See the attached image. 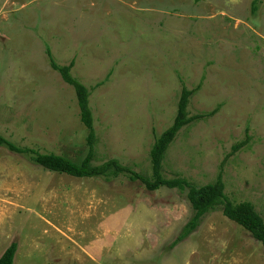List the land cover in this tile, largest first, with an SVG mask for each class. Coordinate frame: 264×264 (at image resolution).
<instances>
[{"label": "rangeland", "instance_id": "rangeland-1", "mask_svg": "<svg viewBox=\"0 0 264 264\" xmlns=\"http://www.w3.org/2000/svg\"><path fill=\"white\" fill-rule=\"evenodd\" d=\"M48 49L92 93L97 165L151 177L156 138L199 87L190 116L215 114L181 130L163 176L222 174L264 219V0H0V135L80 163L88 130ZM192 216L186 192L60 175L0 147V257L17 243L15 264H264L220 208L176 244Z\"/></svg>", "mask_w": 264, "mask_h": 264}, {"label": "trees", "instance_id": "trees-1", "mask_svg": "<svg viewBox=\"0 0 264 264\" xmlns=\"http://www.w3.org/2000/svg\"><path fill=\"white\" fill-rule=\"evenodd\" d=\"M47 55L52 69L58 72L65 83L72 86L76 91L81 122L88 130L87 153L85 158L80 163H77L54 153L42 152L39 149L19 146L7 140L2 135H0V147H5L9 152L24 157L29 160L31 164L60 175H67L74 178L103 179L107 182L125 177L131 182L142 183L149 192H156L164 187L186 192L187 199L193 211V216L183 228L176 244L186 240L199 228L201 222L207 215L220 208L227 219L250 233L264 248V219L256 211L252 203H233V201L227 197L225 192L226 186L222 174L219 175L215 183L201 187H197L185 179L168 180L163 176V164L166 154L181 130L194 122L207 119L215 114L190 116L188 111L190 101L199 90V87L192 90L185 87L182 90L178 103L177 115L172 126L160 137L156 138L152 147L150 153L151 177H148L124 166L117 159L106 161L100 165L95 164L97 136L94 115L90 105L92 93L85 84L73 77L72 70L74 68V61L67 66H59L55 62L49 49L47 50ZM97 86L99 87L100 85ZM246 144L247 141L235 145L232 148L230 156L237 153ZM17 252L18 244H11L0 257V264H15Z\"/></svg>", "mask_w": 264, "mask_h": 264}]
</instances>
